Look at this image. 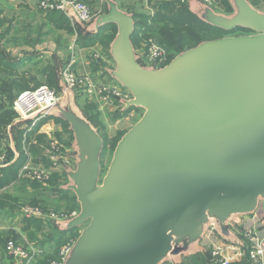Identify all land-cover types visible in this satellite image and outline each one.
<instances>
[{
  "label": "water",
  "instance_id": "1",
  "mask_svg": "<svg viewBox=\"0 0 264 264\" xmlns=\"http://www.w3.org/2000/svg\"><path fill=\"white\" fill-rule=\"evenodd\" d=\"M105 1L106 12L88 24L67 10L85 34L117 25L107 71L131 93L120 99L123 109L144 113L102 177L103 137L59 69L62 97L42 114L72 132L73 166L64 164L62 188L73 191L80 210L56 225L82 228L64 264H183L206 253L202 240L211 227L242 244L228 223L264 204V12L249 0H229L231 14L188 0L206 23L249 33L202 41L156 66L133 43L134 13ZM37 116L19 118L10 133Z\"/></svg>",
  "mask_w": 264,
  "mask_h": 264
},
{
  "label": "trees",
  "instance_id": "2",
  "mask_svg": "<svg viewBox=\"0 0 264 264\" xmlns=\"http://www.w3.org/2000/svg\"><path fill=\"white\" fill-rule=\"evenodd\" d=\"M120 6L134 13L136 28L132 36V40L137 50L145 49L151 42H156L165 49L167 53V60L161 64H157L156 66L165 65L180 52L194 47L202 41L219 38L221 36L234 33L237 30L249 32V30L243 29L241 27L229 32L206 23L205 21L201 20L196 14L190 11L186 0H162L159 4L153 5V13L141 12L136 8H132L131 5H127L125 3H121ZM228 6L229 5L227 0H215L214 7L218 9L225 10L228 8ZM45 10H47L48 19L52 21L56 26L65 28L72 33H76L78 35L79 43H83L84 45L100 44L106 47L107 52H102L106 55L108 60L113 61L108 50L110 49L109 46L111 41L107 42L105 41V38L111 36L113 39L115 37V33L113 32L112 34H108V30L113 26L117 27L116 24L110 23L102 26L97 34H85L84 29L80 25L76 23L74 24V22H72L71 19L62 10ZM136 40L139 41L140 46H138L139 44ZM142 44L144 46H142ZM139 47H141V49H139ZM94 60L97 61V63H101L102 65L103 63L107 62L102 59ZM59 69L60 68L55 71L54 68H51L50 70L46 67L45 70H42V73L49 74L47 78L51 82V85H53L51 87H55L57 89L59 88ZM7 80L11 83L8 82L10 86L5 87V85L7 84ZM1 82H4L5 85H0V90L3 88L7 89L8 87L12 89L13 87H18L19 85H21V82H19V80H9L3 77L0 78V83ZM39 84L40 82H37L35 85ZM26 86L28 85L19 87L20 92L21 90L26 88ZM20 92L17 93V96L20 94ZM12 97L7 99L6 102L8 103L0 99V137L4 136V134L7 132V127L14 123L17 116V113H15L14 110L4 107V105L6 104H11V102L13 101ZM114 106L117 109L116 115L118 116L123 114L124 112H128L129 109L132 108L131 107L123 111V105L120 102V99L115 100ZM82 109L88 114L92 123L98 128L105 142L106 140L101 133V128L95 123V120L98 119L101 113L98 107L90 101V104L87 107L82 106ZM57 120L61 123L68 124L63 120ZM22 124L23 123L13 126L12 128V133L16 138L17 148L20 151L19 157L13 163L0 168V189H3L5 186L8 187L11 184H14V192H10L8 190L0 191V214L11 212L13 213V217L17 215L22 217L21 209L24 206H22L21 208L19 206L24 201L25 203L31 204L34 207L41 208L43 211H48V207H54L53 205H56V207H60L61 204L59 203H62V201L66 200V204L64 207L68 212H70L68 216H71L74 212H78L80 210V207L78 206L79 203L77 201L76 195L73 193V191L62 188V185L67 180V173L65 172L64 168H60L58 170L55 169L54 165H56L57 167L58 164H54L49 160V158L45 157L44 154L42 156L41 151L46 148H52L51 140H48L47 135L44 134H39L38 136H36V139H32L35 132L34 129L38 126L29 129L28 127L22 128ZM29 124L31 126L32 122L30 121ZM58 135L61 136L62 134L58 133ZM67 139V143H71V134ZM35 140L36 142L34 143ZM24 144L30 146V149H32V153L34 154V156L41 155V158L44 160L46 165H48L49 168H52L49 179L41 181L23 178L25 180H21L22 183H18L20 179H22L19 177V171L28 159V155L24 150ZM25 194H30L29 197H25L26 200L20 198V195L23 196ZM23 218L27 220L25 224V228L27 230L31 229V226L34 225L36 231H41L44 229V225H42V223L44 222L55 229V233L53 235H46L45 240L39 241L34 235H31L28 238L43 250V260L42 263L40 262V264H48L51 260L57 259L60 247L69 240L76 239L80 233L79 230L81 229L74 228L60 230L57 226H55V223L46 220L44 221L39 217H22V220ZM10 235L11 236L9 238L20 240L19 233H16L15 230H12ZM184 264L216 263L212 258L211 252L208 251L207 253H199L186 257L184 259Z\"/></svg>",
  "mask_w": 264,
  "mask_h": 264
},
{
  "label": "crops",
  "instance_id": "3",
  "mask_svg": "<svg viewBox=\"0 0 264 264\" xmlns=\"http://www.w3.org/2000/svg\"><path fill=\"white\" fill-rule=\"evenodd\" d=\"M40 1L41 0H0V78L3 77L9 80L16 79L21 82V85L18 87L1 89L0 99L7 100L11 98L16 93L20 92L19 87L21 86L28 85L21 90V92H23L37 82L39 83L41 78H45L49 75L42 73V70H45L46 67L50 70L51 68H54L55 71H57L58 68H62L63 71L71 61L72 57L76 59L73 68L78 74L93 75L98 81L112 78L106 70L108 67H111L113 63L108 60L102 65L101 63H97V61H95L90 55V53L94 51H101L102 47L99 46V44L84 45L83 43H79L78 35L76 33H72L65 28L56 26L48 19L47 10L40 6ZM84 1L92 8L95 17L106 12L107 6L105 0ZM116 1L122 10L128 11L120 6L121 3H123V0ZM186 2L188 4V0H186ZM8 82L9 81L7 80L6 85L4 82H1L0 85L4 84L5 87L10 86L9 83L11 82ZM75 93L76 98L77 96L85 95L89 101L98 107L103 116H105L107 110L111 108V106H103L96 98L91 99V97L80 90H75ZM7 94L8 96H6ZM57 119L59 118L53 116L41 117L32 120L31 126L29 124L30 121H27L23 123L21 127H28L31 129L35 124L47 135L48 140H51L52 148H46L41 151L42 156L44 154V156L49 158L52 162L53 155L62 158V162H60L57 167L54 165L55 169L58 170L64 168V164H70L73 166V159L71 157L73 149L72 142L67 143L68 137L66 135H56L57 138L52 136L51 133L56 134V131L59 132L61 130L62 123ZM40 120H46V122ZM56 122H59V124ZM57 127L58 129H56ZM55 138L59 142H62L58 144L54 140ZM35 142L36 140L34 143ZM53 142H56V145L59 148L58 152L55 151L52 145ZM0 150L6 152L8 159L13 160L12 163L19 157L20 151L17 148L16 138L13 133H10V131L8 136L0 137ZM24 150L28 155L27 162L30 161L36 167L49 168L41 158V155L34 156L29 145L24 144ZM261 206L264 205L262 204ZM259 208H262L264 211V207ZM14 228L23 233L21 229L17 228V226ZM204 238L202 244L206 247L204 244ZM1 256L0 253V257ZM165 264L174 263L167 262Z\"/></svg>",
  "mask_w": 264,
  "mask_h": 264
},
{
  "label": "built area",
  "instance_id": "4",
  "mask_svg": "<svg viewBox=\"0 0 264 264\" xmlns=\"http://www.w3.org/2000/svg\"><path fill=\"white\" fill-rule=\"evenodd\" d=\"M202 1L211 6H214L215 3V0ZM40 6L44 9L62 10L73 22L74 20L67 10L69 6L74 9L77 17L86 24L95 17L91 7L84 0H41ZM138 51L146 64L157 65L167 60L165 49L156 42H151L145 49ZM91 56L97 60L108 61L102 51H94ZM75 62L76 59L72 57L63 70V78L68 87L86 93L91 99L96 98L103 106H112L116 99L131 97L130 91L113 78L98 81L93 75L78 74L73 68ZM61 97L62 93L58 89L41 85L21 92L14 101V108L20 118L27 119L37 114V119H39L46 117L47 115L42 114V112L57 104ZM53 147L55 150H59L56 143H53ZM52 160L54 164L60 163L57 155H53ZM12 161L8 159L5 151L0 150V168L11 164ZM50 174V168L36 167L30 161L22 166L20 173L24 178L41 181L49 179ZM21 213L24 217H48L49 220L56 221L70 218L77 212L71 216H60L56 212L45 214L37 207H23ZM263 219L264 211L259 208L254 214L241 216V223L235 221L228 223L229 228L241 239L242 244L222 238L215 228L211 227L204 238L206 253L211 252L216 264H264ZM75 240L71 239L63 244L58 251L57 259L51 260L48 264H64ZM42 258L43 250L32 241L9 238L6 242L5 253L0 257V264H40Z\"/></svg>",
  "mask_w": 264,
  "mask_h": 264
},
{
  "label": "rangeland",
  "instance_id": "5",
  "mask_svg": "<svg viewBox=\"0 0 264 264\" xmlns=\"http://www.w3.org/2000/svg\"><path fill=\"white\" fill-rule=\"evenodd\" d=\"M227 1H228V5H229L227 9H225V10H221L220 9L219 10L216 7H214V8L216 10L224 12L226 14H231L233 12V7H232L230 1L229 0H227ZM249 1L256 8H258L259 10L264 12V0H249ZM160 2H161V0H123V3H125L127 5H131L132 8H136L139 11L145 12V13H153V5L159 4ZM117 31H118L117 27L113 26V27L109 28L108 34H112L114 32L115 36H116ZM246 33H249V32H246V31L244 32L243 30H237L234 33H230L228 35H240V34H246ZM224 36H226V35H224ZM221 37H223V36H221ZM113 39H112L111 36H109V37L105 38V41H107V42L111 41L112 42ZM136 41L139 44L138 46H140L139 41L138 40H136ZM143 44H142V46L145 45V44L144 45ZM99 46L102 47L101 51L107 52L106 47H104L103 45H100V44H99ZM109 48H110V46H109ZM139 49H141V47H139ZM90 55H91V53H90ZM112 63H113L112 66L108 67V68H114V62H112ZM106 72L108 73L107 70H106ZM40 82L41 83L39 85H35L34 84L29 89H34V88H37V87H39L41 85L53 86V85H51V82L48 80L47 77L41 78ZM6 96H8V94ZM16 96H17V93L12 97L13 101L11 102V104L4 105L5 108L14 110L15 113H17V111L14 108V101L16 99ZM4 101L6 102L7 100L4 99ZM77 101H78V104L80 106L87 107L90 104L89 99L87 97H85V95L78 96L77 97ZM6 103H8V102H6ZM114 108H115V106L112 105L111 108L107 110V112H106L107 114L105 116H103L102 112H101L99 117H98V119L95 120L96 125L101 128V133L103 134V136H104V138L106 140L104 142V148H103V151H102V154H101L102 177L105 175V173L108 170V167H109L110 162H111V160L113 158V154H114V151L116 149V146H117L119 140L142 117V115L144 113V109L143 108L132 107L131 109H129L128 112H124L123 114L118 116V115H116L117 114V109L116 108L114 109ZM122 110L124 111V109H122ZM95 111H97V110H95ZM19 118H20L19 114L17 113L15 121L18 120ZM40 121L46 122V120H40ZM34 123H37V122H34ZM56 123L59 124V122H56ZM35 126L36 125L34 124V127ZM8 127H7V132L4 134V136H8L9 135V128ZM58 127L56 129H58ZM34 131L35 132H34V135H33L32 139H36V136H38L39 134L46 135L44 132H42V130H40L39 127H35ZM56 132H57L56 134H53L51 132L50 133L52 134V136H55L56 138L58 136V133L62 134V136L66 135L67 137H69L70 134L72 136V132L69 129V125L66 124V123H62L61 124V130L59 132L58 131H56ZM56 138L54 140L59 144V141ZM72 141H73V136H72L71 142ZM55 151L58 152V150H55ZM58 160L60 162H62V158L58 157ZM72 164H73V162H72ZM50 169L52 171V168H50ZM20 173H21V169L19 171V177L22 178V179H20V181L18 183H22L21 180H25V179H23L24 177H22L20 175ZM67 182H68V177H67V180H66V182L64 184H66ZM4 190H8L10 192H14V184H11L8 187L5 186L3 189H0V191H4ZM29 195H27V194H25L23 196L20 195V198H23L24 200H26L25 197H29ZM59 204H61L62 207L61 206L60 207H56V205H53L54 207H48V211L44 210L45 212L41 208H39V207H37V208L41 209L45 214H49L51 212H56L60 216L69 215L70 212H68L66 210V208L64 207L65 204H66V200L62 201V203H59ZM22 206H24V207H34L31 204L25 203V201L22 202V204L19 207L21 208ZM78 206L80 207V204H78ZM19 207H16V208H19ZM261 207H264V206H261ZM22 217H24V216H22ZM22 217L19 216V215L13 217V213H11V212H8V213L6 212L4 214H0V253H1V255H4V253H5L6 242L9 239V237L11 236L10 234H11L12 230H15L16 233H19L20 240H26V239L29 238V236L34 235L36 237V239L41 241V240H45L46 239L45 238L46 235H53L55 233V229L50 227L46 222L42 223V225H44V229L41 230V231H36L34 225L31 226V229L27 230L25 228V224H26L27 220H25V218H23V220H22ZM39 218H41V217H39ZM41 219H43L44 221L46 220V221L53 222V223H55V226H57L56 222L59 221V220H56V221L49 220L48 217L41 218ZM60 220H64V219H60ZM16 226H17L18 229H22L23 233H21L17 229H15L14 227H16ZM80 230H79V232H80ZM42 260H41V263H42Z\"/></svg>",
  "mask_w": 264,
  "mask_h": 264
}]
</instances>
